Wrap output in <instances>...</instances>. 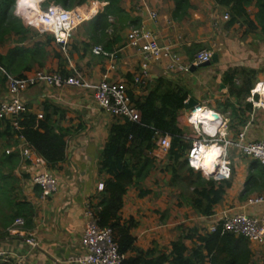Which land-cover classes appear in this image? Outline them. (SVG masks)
<instances>
[{"label": "crops", "instance_id": "obj_1", "mask_svg": "<svg viewBox=\"0 0 264 264\" xmlns=\"http://www.w3.org/2000/svg\"><path fill=\"white\" fill-rule=\"evenodd\" d=\"M189 1L191 7L186 15L176 19L173 17L174 0H123L121 6L133 21L118 31L120 40L116 44L109 36L113 43L110 49H104L106 39L98 41L86 33L78 38L71 33L64 48L53 40L46 44L49 54L44 67L39 68L35 64L26 69L24 66L11 74L23 76L43 69L70 75L74 68L92 82L106 77L123 83L134 105V100L142 98L154 87L157 78L164 77L173 85L186 88V100L192 97L228 119L233 137L246 126V140H264V110L252 107L247 101L248 89L264 82V30L260 26L249 29L246 23L229 24L228 10L216 0ZM148 9L157 10V19L149 17ZM256 11L255 7L252 15L248 13L251 19H254ZM225 13L229 14L228 19L223 18ZM141 24L156 32L162 44H172L183 63L189 65L188 69H168L167 59L152 62L147 83L135 85L133 76L140 71V54L137 48L128 45L126 34L131 27ZM238 28L242 31L239 35ZM111 30L110 27L106 29L108 33ZM38 31L36 39L45 43L46 32ZM20 44L16 35L7 34L0 44V54L6 55L9 49ZM94 45L115 52V58L93 53ZM201 49L217 53V61L205 66L192 64L195 54ZM0 70L7 72L2 67ZM6 95L7 87L4 85L0 87V99ZM21 96L30 113L43 114L45 110L51 113V121L66 132V146L64 158L54 165L47 164L39 155L44 160L42 165L33 158L20 156L18 146L21 141L11 135L0 121V154L9 149L19 155L13 174L19 179L20 198L33 208L26 229L33 233L37 242V246L32 247L24 237L4 235L0 237V250L8 252L14 261L22 259V264H78L72 259L84 252L81 245L84 202L89 200L98 206L100 186L109 177L100 170L109 127L127 120L98 108L93 92L88 88L35 85L24 90ZM187 112L185 107L178 111L177 125L181 132L190 134ZM153 143L150 150L144 149L143 152L153 162L152 168L144 179L137 183L134 179L122 196L120 222H133L130 233L135 239V250L127 255L147 250L152 251L150 257L170 254L171 243L179 236L192 234L193 230L197 234H205L209 224L232 213L264 216V202L245 203L248 196L264 194V167L257 159L243 155L233 146L226 149L232 162L231 176L221 201L212 206L213 212L202 215L190 202L194 195L193 187L188 185L187 168H177L186 158L187 167L194 172L199 170L191 166L186 151L176 164L168 152H159L154 139ZM129 162L132 164L135 159L129 157ZM42 168L54 174L59 183L58 191L45 198L40 197V188L31 180L33 174ZM183 242L188 249L199 244L195 237H187ZM248 244L252 253L249 264H262L256 256L262 253L264 244Z\"/></svg>", "mask_w": 264, "mask_h": 264}, {"label": "trees", "instance_id": "obj_2", "mask_svg": "<svg viewBox=\"0 0 264 264\" xmlns=\"http://www.w3.org/2000/svg\"><path fill=\"white\" fill-rule=\"evenodd\" d=\"M88 1L42 0L41 6L46 7L50 2H55L70 9L84 5ZM99 1L100 7L86 22V35L98 41L106 39L103 46L107 50L113 45L109 36L116 44L120 40L118 31L128 26V22H132L133 19L122 8L123 0ZM21 2L22 0L20 4ZM174 2L173 17L181 19L191 7L190 1L174 0ZM216 2L228 10L229 24L246 23L249 29L260 26L264 30V0H216ZM16 3L17 0H0V44L5 39V35L11 33L16 35L17 42L22 43L9 49L6 55L0 54V67L10 73L18 72L24 66L28 69L35 64L39 68L44 67L49 54L45 47L53 40L52 34L47 32L45 43L36 39L39 31L31 26L30 21L22 18ZM250 4H254L257 8L254 19L250 18L247 11ZM109 27L112 29L110 33L106 31ZM4 85H6V75L0 70V87ZM187 96L188 91L185 87L173 85L172 81L159 77L146 95L134 100L140 110L141 122L125 121L122 124L114 123L109 127L108 140L100 158V170L105 171L109 177L100 191L97 216L100 226L112 228L118 251L125 255L124 264H204L205 261L209 264L251 263L252 253L249 242L242 236L219 231L197 234L193 230L192 234H183L171 243L170 254L160 253L150 257L152 251L147 250L139 251L132 256L127 255L128 252L135 250V239L130 233L133 222H120L122 196L134 179L135 183L144 179L153 166V162L143 152L144 149L150 150L154 145L155 129L170 135L171 145L168 150L170 159L176 163L178 159L184 157L189 144L181 138L183 132L177 125V117L178 111L184 107ZM3 123L11 135L20 134L47 164L54 165L64 158L66 132L51 121V113L48 110L43 112L41 118L30 112L25 113L19 120L17 131L11 130L6 121ZM129 157L134 158L135 162L131 164ZM18 162L17 152L3 151L0 154V237L8 235L7 228L15 217H24L27 226L33 214V208L19 195V179L13 174ZM187 162L186 158L182 160L177 169L188 170V185L193 187L194 195L193 198L190 197L192 207L202 215H210L213 212L212 206L222 199L227 180L217 183L211 176L200 171L194 172L189 166L187 167ZM187 237H195L199 244L188 249L183 242ZM0 264L16 263L12 259H3L0 256Z\"/></svg>", "mask_w": 264, "mask_h": 264}, {"label": "built area", "instance_id": "obj_3", "mask_svg": "<svg viewBox=\"0 0 264 264\" xmlns=\"http://www.w3.org/2000/svg\"><path fill=\"white\" fill-rule=\"evenodd\" d=\"M89 1L91 2L66 9L55 2H50L46 7H42V0H37L38 9L33 13H30L29 6L21 5L19 0H17L16 6L18 13L27 18L31 26L41 32L51 33L53 41L64 48L63 46L67 43L72 31L82 22L89 20L100 7L99 0ZM148 15L153 20L157 19V10L148 9ZM223 18L228 19L229 14L225 13ZM126 38L128 45L137 48L140 54V71L133 76L135 85L144 86L147 83L149 67L152 62L167 59L168 69L186 70L189 67L174 51L172 44H162L157 33L142 24L131 27ZM92 52L111 59L115 58L116 54L104 50L100 45H94ZM211 56L210 50L201 49L195 54L192 64L198 65L207 62ZM111 67L114 65L112 64ZM5 75L7 95L0 99V121H6L13 131L18 130L19 120L29 112L21 93L35 85L54 88L75 86L91 89L94 101L101 110L130 122H141L140 110L132 103L126 86L120 82L110 81L106 77L98 82H92L74 68L70 75H64L57 70L43 69L23 76H16L9 72H5ZM247 101L251 103L252 107L264 110V82L256 83L249 90ZM187 110L186 122L191 127V132H189L190 134L182 133L181 138L189 143L186 156L194 169L219 182L228 180L231 176L232 162L227 157L226 149L230 146L239 149L245 156L257 159L264 167V140H246V126L233 137L230 134L228 119H224L215 110L199 103ZM37 117L41 118L42 114L38 113ZM15 136L21 141V145L18 146L20 156L33 158L35 162L43 165L44 160L37 155L31 145L20 134L16 133ZM154 141L159 152L163 154L168 152L171 145L170 135L155 129ZM6 152L9 153L10 150L7 149ZM31 180L40 188L41 198H45L48 194L55 193L59 189L57 178L45 168L37 170ZM102 189L103 185L100 186V190ZM262 202H264V194L248 196L245 201L246 205ZM97 209L98 206H94L89 200L84 202L82 209L84 228L81 235L84 252L73 258L72 261L78 264H124L125 255L118 251L112 228L99 225ZM217 231L230 232L236 236L244 237L249 243L263 245L264 216L250 215L245 212L232 213L209 224L205 233ZM7 232L12 237H24L25 242L32 247L37 246L33 233L26 229L25 219L22 216L13 219ZM0 256L3 259H12L8 252L2 250H0ZM14 262L22 264V259Z\"/></svg>", "mask_w": 264, "mask_h": 264}, {"label": "rangeland", "instance_id": "obj_4", "mask_svg": "<svg viewBox=\"0 0 264 264\" xmlns=\"http://www.w3.org/2000/svg\"><path fill=\"white\" fill-rule=\"evenodd\" d=\"M23 1V0H22ZM137 1V0H136ZM20 2V0H19ZM22 3V2H21ZM254 10H255V6L253 4H250L248 7H247V11L250 15H252L254 13ZM87 31V25H86V22H82L80 25H78L73 31H72V35L75 36V37H78L80 38L84 33H86ZM240 33H242V31L240 30V28L237 29V34L239 35ZM203 69V68H202ZM28 247V246H26ZM256 258H260L261 261H262V264H264V247H263V250H262V253L261 254H258L256 256Z\"/></svg>", "mask_w": 264, "mask_h": 264}, {"label": "water", "instance_id": "obj_5", "mask_svg": "<svg viewBox=\"0 0 264 264\" xmlns=\"http://www.w3.org/2000/svg\"><path fill=\"white\" fill-rule=\"evenodd\" d=\"M213 61H217V53H212V56H211V59L209 60V61H207V62H203V63H200V64H198V65H201V66H205V65H209V64H211ZM197 66V65H196ZM198 104V102H197V100H195L194 98H188L187 100H186V102L184 103V107L186 108V109H189V108H192L193 106H195V105H197ZM215 116H216V114H215Z\"/></svg>", "mask_w": 264, "mask_h": 264}, {"label": "bare ground", "instance_id": "obj_6", "mask_svg": "<svg viewBox=\"0 0 264 264\" xmlns=\"http://www.w3.org/2000/svg\"><path fill=\"white\" fill-rule=\"evenodd\" d=\"M21 5H24V6H29L30 8V13H33L34 11H36L38 9V6H37V0H23ZM201 115V113H200Z\"/></svg>", "mask_w": 264, "mask_h": 264}]
</instances>
